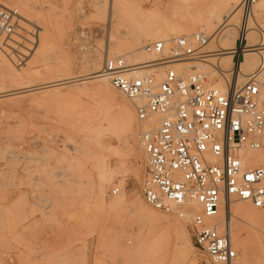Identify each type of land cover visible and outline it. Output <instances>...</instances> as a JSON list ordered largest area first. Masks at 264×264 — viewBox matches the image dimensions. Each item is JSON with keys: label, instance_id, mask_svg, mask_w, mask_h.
Masks as SVG:
<instances>
[{"label": "rangeland", "instance_id": "374dc122", "mask_svg": "<svg viewBox=\"0 0 264 264\" xmlns=\"http://www.w3.org/2000/svg\"><path fill=\"white\" fill-rule=\"evenodd\" d=\"M139 1L146 9L154 7L155 0ZM191 1L195 3L192 7L196 11L207 7L209 3V0H203L205 5L201 0ZM111 2L112 0H0V5L17 9L20 27L13 38L29 48L19 45L16 50H9L0 46V264L147 262L143 255L149 248L150 237L142 232L143 227L142 230L138 229L140 224L137 225L134 216L131 217L128 211L108 213L109 204L120 197L122 192L131 204L137 199L143 200L140 187L146 168L136 138L137 120L135 119L134 136L130 142L131 149L116 140L119 132L115 136H106V140L119 153L118 157L108 160L107 164L114 167L116 174L105 188V197L101 198L96 188L99 179L97 170H100L98 167L102 163L101 151L97 152L99 147L96 149L94 139L88 140L85 136L103 109L94 89L110 83L102 78L86 80L89 81L87 86L93 88L88 92L75 90L82 81L75 85L64 84L72 77L83 79V74L89 73L82 67V51L88 49L101 57L102 62L106 52L111 56L124 54L126 61L132 64L147 61L139 59V53L147 42L134 49L128 42L129 38H121L118 46L111 44L108 49L111 33L133 30L127 27L129 18L127 14L125 16V11H118L116 17H113ZM256 5L242 3L240 21H243L242 13ZM235 17H230L227 24L231 20L236 26L240 21ZM187 19L192 20L190 16ZM114 20L118 21L120 27H113ZM242 23L245 24V29ZM233 24L230 26L234 27ZM230 26L227 28L230 29ZM254 26H248L243 21L237 27L235 37H231L232 33L228 32L231 38L239 40L235 41L234 46L237 47L240 42L239 55L246 45V40H240L239 37L245 30V34H256L253 35L256 44L264 41V23ZM95 27L101 30L99 38L94 41L95 46L77 48L71 39L78 42L79 30L87 28L91 31ZM218 28L213 30L214 33L218 31L215 35L212 31L211 36H207L208 44L216 36L220 37L222 31L228 30ZM254 30L256 31L252 32ZM142 35L147 39L155 36L153 33ZM169 38L171 37L164 39ZM30 41L33 43H29ZM83 43L88 42L85 40ZM216 47L217 45H206L202 50L207 52L206 55H212L216 53V49L220 50ZM21 53L24 54L19 64L17 58ZM231 54L237 60L232 50ZM211 58L208 56L204 60ZM201 59L189 58L183 64H197L202 68L207 62ZM202 69L205 73L212 70ZM230 70L229 81L234 86V76L242 78L246 70L237 69L234 74V67ZM208 79L214 86L219 81L210 77ZM59 89L62 92L56 93ZM114 92L113 98L118 105L129 106L134 112L132 102L116 90ZM87 140L89 147L85 145ZM93 145L95 154L92 152L94 149H91L94 148ZM114 185L119 186V192L117 195H110L108 191ZM261 218H245L240 221L242 229L239 230V241L243 242L247 253L245 255L251 259L252 264H264V218ZM183 229L191 237L187 220L183 222ZM170 237V243L165 240L163 245L164 264L172 263L176 257L175 238L173 235ZM136 245L140 249L138 248V253H133L132 249ZM240 259L243 264L244 258L241 256ZM192 260L193 264H203L206 257L194 248Z\"/></svg>", "mask_w": 264, "mask_h": 264}, {"label": "built area", "instance_id": "2783aa9c", "mask_svg": "<svg viewBox=\"0 0 264 264\" xmlns=\"http://www.w3.org/2000/svg\"><path fill=\"white\" fill-rule=\"evenodd\" d=\"M18 20L16 8L0 5V46L21 45L13 38ZM100 31L83 28L78 42L71 40L79 49L90 47ZM207 42L203 32L149 41L143 49L150 58L140 64L106 52L98 74L133 104L145 159L140 187L145 204L187 220L195 248L206 257L203 264H242L229 228L220 227L218 217L231 200L264 209V163L247 165L241 155L244 148H264V60L244 82L233 86L227 80L221 89L202 68L184 73L175 66L205 57ZM118 192L116 185L108 191Z\"/></svg>", "mask_w": 264, "mask_h": 264}, {"label": "bare ground", "instance_id": "6f19581e", "mask_svg": "<svg viewBox=\"0 0 264 264\" xmlns=\"http://www.w3.org/2000/svg\"><path fill=\"white\" fill-rule=\"evenodd\" d=\"M201 1L202 3L204 2L203 0ZM111 4L113 5V17L114 15L116 17L118 11L119 13L120 11H125V16L127 14V17L129 18V25L127 24V27H131L133 30L128 28L129 30L123 32L119 31L115 34L111 33V36H109L110 43H108V49L110 48L111 44L113 46H118V41L121 38H129V44L134 49H138L142 46L144 42H148L149 40L164 39L166 37H173L196 32H203L208 36L214 29H217L218 27V29L222 30H224L225 28L228 29L227 27L234 23L230 20V22L227 24L230 17L234 18L235 16H237V18L235 17L236 20L238 19L237 21H240L241 10L243 9L242 0H209L207 7L200 8L197 11L192 7L195 6V3H193L191 0H155L154 7L150 9L144 8L139 0H112ZM254 4L257 5L254 7L251 6L252 8H249L247 9V11L242 13L243 21L246 22V25L248 26H254L257 24L263 25L264 0H259ZM192 9L193 11H191ZM123 12H121V14ZM188 16H190L192 20L189 21L187 19ZM243 21H240L237 25L235 24L236 26H234L233 24L234 27L230 26V29H228L227 31L221 30L223 33L220 37L216 36L212 39V41L210 40L209 44L207 42L204 45H217V47L220 48V50L216 49L217 51L215 54H205V57H203L201 60L203 61L208 56L212 57L211 59L204 60L207 63H205L202 68L204 67L212 69L206 74L212 80L219 79L215 86L221 89H224L225 82L229 80V75H231L230 72L232 71L230 70L231 67H234L233 74L236 73L235 71L237 69L243 68L246 70H244L245 74H243L242 78H236L234 76V84L239 85L244 82L248 74H251L257 70L260 60H264V41H262V43L256 44L257 42L254 41L256 40V38L254 37L256 34L254 35V33H247L249 35L248 36L247 34H245L246 30L242 32L239 36L240 40H242V38L243 40H246V45L244 46L245 49L241 50V55L238 54L240 52L238 51L240 42L237 44V47L234 46V43L236 44V42L239 40L238 38L237 40H234L231 37L234 36L236 31H238L237 27H240V24ZM112 25L113 27L119 26L118 21L114 20ZM243 25V29H245V24ZM254 28H257V26H254ZM255 31L256 30L252 32ZM228 32L232 33H230L231 37ZM140 33H153L155 34V36L153 39L151 37L147 39L145 35L143 36L141 34V36H139ZM231 50L233 52V55L237 57V60L233 59ZM218 51H220L221 53H217ZM82 53V67L84 69H87L89 73H87L86 75H84V73L82 77L83 79H78V77H72L71 80L64 84L74 83L73 85H75V83L82 81V84H80L78 87H75V90L81 92H88L93 88L87 86V82L89 81L86 82V80H95L96 78H101L98 74V71L102 66V58L99 56L97 57L96 54L92 51V49L82 51ZM116 54H118V50ZM123 55L124 54H122V56ZM149 58V55L144 51L142 47V51L139 53V59L148 60ZM135 64L140 63L136 61ZM175 66L177 69L183 71L184 73H189L191 71L197 70L198 68H201V65L183 64V62L177 63ZM58 92H62V89L56 91V93ZM114 93L116 92H114L113 88L109 84H106L102 88L94 89L95 96L100 97L99 102L101 103L103 109L99 112L98 116L96 117V120L92 122L85 136V139H94V143L96 142L97 144L96 149H98L99 147L97 152L101 151L100 159H102V163L96 164L97 166L101 165V167H98L100 170H97V168L95 169L99 171L97 172L99 174V176L97 175L99 179L96 188L101 198L105 197V188L107 184L110 183V181L112 180L114 174H116V170L113 169L114 167H109L110 164H107L108 160L111 157H118L119 153L118 150L106 140V136H108V134H114L115 136L116 133L119 132L120 134L116 137V140H118L125 146L130 147V149L132 147L130 142L134 136V124L136 119L135 113L129 106H119L113 98ZM151 127L152 126L149 125L147 126V129H150ZM93 135H95V137H93ZM88 140L87 142L85 141V145L89 147V145L87 144L89 142ZM94 143L92 142V144ZM91 149H94V151L92 152H94L95 154V146ZM88 152L90 153V151ZM84 153L86 152L84 151ZM241 155L247 165L254 166L264 163V148L259 150L244 148L241 151ZM109 205V212L107 211L108 213L116 212L117 214H119L120 212L128 211V213L132 215L131 217L134 216L136 221L134 219L133 220L137 222V225L140 224V227L138 229L140 230L141 228L142 230L143 227L142 232L144 231L145 233H147L146 235L150 237L149 248L147 247L148 249L145 250L146 254L144 253L145 255H143V257H146L147 262L144 261L146 263L143 262L142 264H164L165 259L163 245H165V240L168 244L170 243L171 235H173L175 238L176 257H174V261L169 264L194 263V261L192 260V254L194 252L195 246L192 242L191 237L183 229V222L185 220L178 218L172 219L167 216H162L151 208H149V206H147L145 202L141 199H137L134 203L131 204L127 201V199L124 198L123 192L120 197L112 201V203ZM104 211L105 210H103V212ZM256 217H262L261 219H263L264 209L257 210V208H254L247 201L231 200L230 202H226L225 205L221 206V213L218 217L220 227L223 228V226H225L226 228H229L232 243H236L235 247L239 252L240 257L242 256L244 258L243 264H252V261L249 257L246 256L247 253L245 252L243 242L239 241V234H241L239 230L241 231L242 229L240 228V221H243V219L245 218L251 220L255 219ZM242 226L243 224L241 225V227ZM138 248L140 249V246L136 245V247L132 249L133 253H138Z\"/></svg>", "mask_w": 264, "mask_h": 264}]
</instances>
